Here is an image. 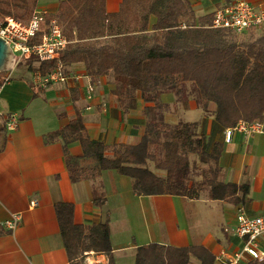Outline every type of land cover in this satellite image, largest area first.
I'll list each match as a JSON object with an SVG mask.
<instances>
[{
  "label": "trees",
  "instance_id": "obj_1",
  "mask_svg": "<svg viewBox=\"0 0 264 264\" xmlns=\"http://www.w3.org/2000/svg\"><path fill=\"white\" fill-rule=\"evenodd\" d=\"M38 7L39 0H0V19L10 15L28 20ZM52 19L69 41L61 56L66 74H71L75 63H83L92 79L112 76L117 94L131 105L137 96L146 102L145 129L138 143L109 146L92 138L80 109L75 119L47 135L49 142H63L72 181L112 170L130 177L138 195L198 199L206 192L209 199L237 206L250 200L248 178L242 183L222 178L223 143L200 133L196 122L170 125L161 96L175 92L183 97L182 87L191 83L198 104L225 130L240 121L261 122L264 33L240 42L236 32L212 27L213 15H196L188 0H122L114 12L107 11L106 0H59L57 10L45 14V25L33 42L41 41ZM26 64L31 71L47 74L57 61L30 58ZM76 141L82 146L80 156L70 153L69 146ZM110 149L112 155L107 154ZM191 154L207 164L201 179L192 177ZM55 208L70 264H86L87 251L104 254L108 264H116L108 220L80 224L74 218V204L59 202ZM215 259L203 245L150 242L138 246L135 253V264H214Z\"/></svg>",
  "mask_w": 264,
  "mask_h": 264
},
{
  "label": "crops",
  "instance_id": "obj_2",
  "mask_svg": "<svg viewBox=\"0 0 264 264\" xmlns=\"http://www.w3.org/2000/svg\"><path fill=\"white\" fill-rule=\"evenodd\" d=\"M196 15H213L215 10L234 0H188ZM264 6V0H248ZM122 0H106L107 11H117ZM40 9L55 12L59 0H39ZM155 17L151 18V24ZM28 69V65H25ZM66 82L34 87L30 75L13 74L0 94V264H70L56 214V204H74L76 223L93 224L108 220L116 264H135L138 246L150 242L165 245H203L224 264L219 253L233 254L243 244L232 228L243 207L250 216L264 218V130L246 134L236 131L231 141L210 111L198 104L194 95L179 98L175 92L161 96L168 123L196 122L200 133L212 142H222L220 157L224 181H250V200L241 206L209 199L207 193L192 199L179 195H138L132 179L105 170L97 178L72 181L61 140L47 141V135L76 118L80 109L88 133L111 146L135 144L144 133L146 102L136 97L134 104L116 92L112 76L92 79L83 63L70 67ZM95 87L91 98L87 86ZM212 107H209V109ZM17 113V128L8 129V114ZM264 127V118L261 121ZM70 153H83L79 142L69 146ZM112 155L111 149L107 152ZM99 202V203H98ZM19 213L15 231L2 222ZM264 250V237L259 239ZM100 264L108 257L98 253ZM239 264H264L245 254Z\"/></svg>",
  "mask_w": 264,
  "mask_h": 264
},
{
  "label": "built area",
  "instance_id": "obj_3",
  "mask_svg": "<svg viewBox=\"0 0 264 264\" xmlns=\"http://www.w3.org/2000/svg\"><path fill=\"white\" fill-rule=\"evenodd\" d=\"M47 12L37 9L28 20H20L14 16H6L0 19V36L11 46L15 54L12 67L5 71H0V94L4 85L13 79V70L24 60L35 58L37 61L56 60V67L43 74L40 71H33L34 87H47L55 82H66L70 74L63 70L61 61L62 52L68 44V38L64 35L61 25L57 20L52 19L46 26L47 31L42 36L40 42H33L34 37L43 29L45 25V14ZM264 25V6H255L248 0H234L229 4L218 7L213 14L211 26L214 28H224L236 33H243L254 27ZM95 87L92 83L87 86V97L91 98ZM19 116L17 113H10L5 120L8 129L17 128ZM264 127L261 122L240 121L235 127L225 130L226 141H231L236 131L246 134L263 132ZM21 215L14 213L2 222L7 229L15 231ZM236 237L243 240L242 247L233 254L225 251L219 253L224 264H239L245 254L252 258L264 261V250L259 246V239L264 237V218L260 216H250L243 207L238 209L237 223L232 228ZM98 253L94 251L85 252L86 264H100Z\"/></svg>",
  "mask_w": 264,
  "mask_h": 264
},
{
  "label": "rangeland",
  "instance_id": "obj_4",
  "mask_svg": "<svg viewBox=\"0 0 264 264\" xmlns=\"http://www.w3.org/2000/svg\"><path fill=\"white\" fill-rule=\"evenodd\" d=\"M38 8H40V6ZM23 21H25V20H23ZM263 33H264V26L262 28H260V29H254V30L251 29L248 33L247 32H243V33H235V34H236V38H237L236 40H238L240 42L241 41L246 42V41H250V40L256 38L257 36H259V35H261ZM25 65H26V60H24L23 62H21L20 64H18L16 66V68L13 70V74H15L17 76L19 74H21V73H26V74L30 75V72H29V70H27L25 68ZM182 89H183V92H182L183 93V97H187L189 95H194L196 97V94H193L194 91L196 90L194 84H191V83L184 84ZM179 95H180V93H178V96ZM180 96H179V98L182 97V96L181 97ZM170 125H175V124L170 123ZM190 160L194 164V167L192 169V177L194 179H201L202 178V169H203V167L207 166V164L204 163L199 158V156L196 155V154H191L190 155ZM149 167L151 169L156 170L155 167H154L153 162H149Z\"/></svg>",
  "mask_w": 264,
  "mask_h": 264
},
{
  "label": "water",
  "instance_id": "obj_5",
  "mask_svg": "<svg viewBox=\"0 0 264 264\" xmlns=\"http://www.w3.org/2000/svg\"><path fill=\"white\" fill-rule=\"evenodd\" d=\"M15 54L9 43L0 36V71L8 70L12 67Z\"/></svg>",
  "mask_w": 264,
  "mask_h": 264
}]
</instances>
